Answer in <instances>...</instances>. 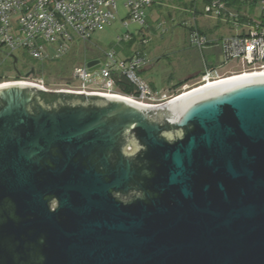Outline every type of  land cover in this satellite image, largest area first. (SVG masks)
Wrapping results in <instances>:
<instances>
[{
    "label": "water",
    "instance_id": "95a60500",
    "mask_svg": "<svg viewBox=\"0 0 264 264\" xmlns=\"http://www.w3.org/2000/svg\"><path fill=\"white\" fill-rule=\"evenodd\" d=\"M237 79L159 107L0 86V245L44 240L0 264H264V74Z\"/></svg>",
    "mask_w": 264,
    "mask_h": 264
},
{
    "label": "built area",
    "instance_id": "2783aa9c",
    "mask_svg": "<svg viewBox=\"0 0 264 264\" xmlns=\"http://www.w3.org/2000/svg\"><path fill=\"white\" fill-rule=\"evenodd\" d=\"M238 1L248 5H259L261 19L255 20L250 17L249 21H241L240 14L234 9L231 10L225 0H211L203 8L205 14L225 18L224 20L235 29L231 36L219 40L223 50L221 66L238 58L249 65L244 71H264V0ZM174 2L197 6L200 0H125L124 5L128 10L126 17L129 21L125 20L124 24L144 25L148 22L150 8ZM195 10V7L190 9L194 14ZM117 14L118 0H0V47L6 48L14 55L23 49L37 62L57 61L78 42L89 41L96 30L113 21ZM241 14L249 17L248 12L241 11ZM189 37L191 45L201 51L218 45H209L212 39L206 33H202L199 27L192 28ZM121 39L122 41L131 39V33L125 34ZM99 63L100 68L95 70L99 75L96 79L95 71H91L86 63L76 66L74 78L83 82L79 88L53 90L43 83L26 80H13L1 84L24 82L39 86L45 91L80 95H122L149 107L164 103L157 102L159 96L140 74L149 63L144 54L136 52L131 58H119L115 51H109L103 59H99ZM112 66L137 86L136 96L124 95L115 89V82L111 76ZM204 66L199 79L200 84L205 85L209 80L224 76L218 68ZM89 79L103 80L102 89H87L86 82Z\"/></svg>",
    "mask_w": 264,
    "mask_h": 264
},
{
    "label": "rangeland",
    "instance_id": "374dc122",
    "mask_svg": "<svg viewBox=\"0 0 264 264\" xmlns=\"http://www.w3.org/2000/svg\"><path fill=\"white\" fill-rule=\"evenodd\" d=\"M124 3L125 0H118L116 18L96 30L91 39L77 48L76 52L71 49L61 59L63 60L61 62L53 60L37 62L36 72L29 77L26 75L30 72L33 62L36 61L30 58L25 50L17 51L16 56L20 59L17 69L22 73L20 80L43 83L47 88L53 90L69 87L79 88L82 87L83 82L74 78V70L70 66L74 57L77 56L78 60L73 65L79 66L85 62L83 59L86 52L88 59H103V56L109 51H115L120 57H125V53L131 52L133 54L142 50L149 59L142 76L147 82L154 83L162 95L157 100L158 103H161L172 99L185 90L201 85L199 79L205 68L204 60H208L216 66L220 65L218 70L224 76L245 72L244 70L249 67L245 61L238 58L221 66L223 55L219 58L221 62H215L216 57L209 49H220L221 43L204 51L195 48L190 43L189 34L192 27H199L210 39L215 41H219L225 36H231L235 33V29H233L232 24L224 20L225 18L220 19L216 16L207 15L203 13L204 11L195 15L190 9L181 8L173 3H165L162 6H154L149 9V19L146 24L129 23L126 26L124 22L128 20L126 17L128 10ZM205 4L204 0H200L197 8L203 10ZM236 7L248 12L252 19H261L259 5L240 3ZM127 33H131V39L122 41L121 38ZM64 66L68 72L72 69V73H68L67 70L64 73L62 70ZM16 74L13 59H9L0 53V75H3L5 80L10 78L9 81L3 82L15 81ZM98 76V72L95 71V79ZM179 82H186V84L177 88L176 84ZM103 83L104 81L101 79H89L86 82V88L102 89Z\"/></svg>",
    "mask_w": 264,
    "mask_h": 264
},
{
    "label": "trees",
    "instance_id": "16d2710c",
    "mask_svg": "<svg viewBox=\"0 0 264 264\" xmlns=\"http://www.w3.org/2000/svg\"><path fill=\"white\" fill-rule=\"evenodd\" d=\"M211 0H204V2L205 3H208V2H210ZM228 4V7L231 9V10H236L240 15H239V19L241 20V21H249L250 20V17H248V16H245V15H242L241 14V9L240 8H237L236 6H237V4H240L241 2L240 1H238V0H225ZM173 4H175V5H178V6H180L181 8H186V9H191V7H195L196 8V10H195V14L197 15V14H201L202 13V11L203 10H200V9H198L197 8V6H194V5H192V4H189V3H185V2H174ZM160 6V5H159ZM204 13V12H203ZM193 28V27H192ZM200 29V28H199ZM200 31L202 32V33H205L204 31H202L201 29H200ZM83 43H87V42H78L77 44H75L74 46H73V48L72 49H74L75 51L74 52H76V49L77 48H79ZM218 43H220L219 41H215V40H211L210 42H209V45H214V44H218ZM205 50H207V49H205ZM220 51H221V55H223V53H222V48H220ZM137 52H139V53H141V54H144L146 57H147V59H148V56H147V54L144 52V51H142V50H138ZM136 53V52H135ZM116 54H117V56L119 57V58H131L133 55H134V53L133 54H131V52L130 53H125L126 55H125V57H120L119 56V54L116 52ZM130 54V55H129ZM105 56V55H104ZM104 56H103V58H104ZM206 58V57H205ZM62 59V58H61ZM57 60V61H59V62H61V61H63V60ZM78 59H77V56L76 57H74L73 59H72V62H71V68L74 70L75 68H76V66L75 65H73L76 61H77ZM85 62L84 63H87L88 61H91V60H94V61H98L99 60V58H96V59H88L87 58V52L84 54V59H83ZM149 60V59H148ZM36 63H37V61L36 62H33V66H34V68H36ZM204 65H208V66H210V67H215V68H218L219 67V65L218 66H216L214 63H212V62H209L208 60H204ZM32 69V68H31ZM72 69H70V71L68 72V70H67V68L64 66L63 67V72L65 73L66 72V70H67V72L68 73H72ZM144 71H145V68L143 69V70H141L140 71V74L141 75H143L144 74ZM17 73V72H16ZM202 74V73H201ZM111 76H112V79L114 80V82H115V89L119 92V93H121V94H124V95H132V96H136L137 95V93H138V89H137V86L131 81V80H129L128 78H127V76H125L124 74H121V72H119V70L117 69V68H115L114 66H112V69H111ZM201 76V75H200ZM21 77H22V73L20 72V74H16L15 75V80H20L21 79ZM6 78H4L3 77V75H0V82H3V81H9V79L10 78H8V80H5ZM145 79V78H144ZM149 83V86L151 87V89L155 92V93H157V95L158 96H162L159 92H158V90H157V88H156V86L154 85V83L153 82H148ZM184 84H186V82H179L178 84H176V87L178 88V87H182ZM165 95V94H164ZM41 98H42V100L44 101V102H46V103H52V102H55L56 100H58V99H60V98H65V99H72V100H84V99H87L88 97L87 96H85V95H76V94H65V93H58V92H53V91H42L41 92Z\"/></svg>",
    "mask_w": 264,
    "mask_h": 264
},
{
    "label": "flooded vegetation",
    "instance_id": "af4514ba",
    "mask_svg": "<svg viewBox=\"0 0 264 264\" xmlns=\"http://www.w3.org/2000/svg\"><path fill=\"white\" fill-rule=\"evenodd\" d=\"M0 53H3L9 59H13V66L15 67V69H17V65L20 63L19 58H18V61L15 65L14 64V58L11 56V53L6 48L0 47ZM30 62H28V63H30ZM32 68H34L33 65H32ZM35 72H36V70H35ZM114 196L117 199H120L122 201L127 202L128 200H130V191L126 194H123L121 192H114ZM47 200H48V205H49L50 210L55 211L58 209L59 201H58V199H56V197L49 196V197H47ZM9 217L13 218V204L9 198L1 199L0 200V228H1V226H3L5 224V220ZM0 246L4 249H7V251H8V249L12 251V250H16L19 248L23 252H26L27 250L33 252V249L38 250L40 252V251H43V249H44V240H43V237L40 236L37 240V243H35V244L32 242H27V241H24V243L21 244L19 241H14L11 237L9 239L7 237L6 240L1 241ZM39 260L41 261L40 255H39V259H36L34 261V263L39 264L38 263Z\"/></svg>",
    "mask_w": 264,
    "mask_h": 264
},
{
    "label": "bare ground",
    "instance_id": "6f19581e",
    "mask_svg": "<svg viewBox=\"0 0 264 264\" xmlns=\"http://www.w3.org/2000/svg\"><path fill=\"white\" fill-rule=\"evenodd\" d=\"M261 74H264V71H247V72L245 71V72H242V73H239V74H233V75H230V76H224V77L218 78L216 80H209L205 85L201 84V85H199L197 87L185 90L184 92L174 96L172 98V100H174L176 97L181 98L182 96H187V94H190V92H194V91H197V90L202 89V88H208V89H205L206 91L211 89V91H208L207 94L204 93L205 95H208V94L210 95L211 93H215V92H219V91H222V90L229 89V88H227V87L222 85V84H224V82H227L228 80H238L237 78H242V77H245V76H257V75H261ZM19 83H23V82H19ZM14 84H16V83H14ZM3 85L4 84H1L0 86H3ZM209 86H211V87H209ZM115 96H118L119 98L123 97L121 95H115ZM179 96H181V97H179ZM123 98H125V97H123ZM127 99L128 100H132L131 98H127ZM161 105L162 104H159V105H156L155 107H159Z\"/></svg>",
    "mask_w": 264,
    "mask_h": 264
},
{
    "label": "crops",
    "instance_id": "0c3cea01",
    "mask_svg": "<svg viewBox=\"0 0 264 264\" xmlns=\"http://www.w3.org/2000/svg\"><path fill=\"white\" fill-rule=\"evenodd\" d=\"M210 51H211V53L216 57V60H215V62H221L220 60H219V58H220V56H221V51H220V49L219 48H210L209 49ZM219 60V61H218ZM220 66V65H219Z\"/></svg>",
    "mask_w": 264,
    "mask_h": 264
}]
</instances>
